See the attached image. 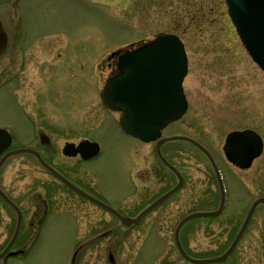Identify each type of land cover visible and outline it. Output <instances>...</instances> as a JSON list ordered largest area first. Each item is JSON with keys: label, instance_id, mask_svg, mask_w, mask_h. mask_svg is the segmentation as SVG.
<instances>
[{"label": "rangeland", "instance_id": "obj_1", "mask_svg": "<svg viewBox=\"0 0 264 264\" xmlns=\"http://www.w3.org/2000/svg\"><path fill=\"white\" fill-rule=\"evenodd\" d=\"M10 1L13 0H0V13L8 31L13 30L14 24L12 6L8 4ZM16 1H22L30 12L29 39L39 43L38 37L51 33L63 35L57 41H60L58 46L49 37L45 39L47 44L50 39L49 45L19 55L26 62L24 73H20L25 78L24 92L27 89H30L29 93L38 90L37 83L48 77L45 73L49 70L43 71L39 66L41 62H55L50 71L48 93L62 103L78 97L86 104L77 115L79 120L88 121L82 133L99 138L104 147L102 156L90 162V166L98 172L97 178H94L95 184L120 203L124 198L129 199L135 189L137 194L134 197L138 198L142 186L134 176L139 172L149 174L151 168H156L164 183L171 184L170 180H174L169 171L158 169L160 161L155 155L154 143L146 144L126 136L114 123L111 128L107 123L101 126V122L109 120L98 98L110 73L106 65L108 57L111 52L130 45L133 40L136 42L132 48L164 33H175L182 38L188 56V74L184 81L188 109L163 134L191 135L211 150L220 163L228 187L223 214L192 219L185 229V241L194 252L204 248L213 249L218 244L222 248L227 247L251 201L264 195V71L244 48L228 16L224 0H97L94 5L69 0ZM14 43L15 40L10 37L6 51L8 56L0 65V85L21 79L13 78L8 69H4L1 75L3 67L14 57ZM122 52L114 53L111 57ZM59 55L62 57L59 58ZM95 62H98V74L94 73L95 67L89 72ZM72 75L77 78L73 79ZM23 116H26L25 112L18 108L8 88L1 89L0 125L11 122L18 127L21 122L19 118ZM24 125H28L27 120ZM244 129L255 130L262 137L263 151L250 168L240 170L226 160L223 144L229 132ZM19 132L23 139L29 136L22 126ZM78 136L71 129L64 135L59 134L58 144L61 146L66 138ZM162 151L188 177L189 183L177 196H180V201L188 199L191 202L188 204L189 211L216 208L220 202V188L208 158L185 141L167 143ZM59 157L61 154L55 157L56 160ZM154 170L151 173H156ZM134 179L136 186L131 184ZM0 183L20 202L26 201L29 196H38L35 195L37 193L44 197L47 195L51 211H57L47 220L41 234V230L26 231L32 236L40 234L39 242L33 246L16 243L13 249L25 248L26 253L1 259L0 264H70L75 246L65 237L72 235L68 229L75 226V221L70 215L58 214L61 207L74 205L69 189L48 175L31 156L23 154L12 156L4 163ZM183 193L186 196H182ZM175 204L168 203L162 211L175 214L180 209ZM155 213L150 215L148 221L152 217L154 219ZM10 217L15 222L13 211L1 201L0 225L3 228H0V250L14 231L15 224L11 228L4 227ZM166 217L167 214L163 218ZM152 228L148 227L144 234L140 233L139 227L129 229L127 244L117 248L120 257L118 263L171 264L173 259H177L172 226L157 221ZM220 231L223 235H220ZM225 241L226 245L223 244ZM106 251L107 246L88 247L80 255L78 264H110ZM204 254H210V250L204 251ZM233 258V264H264V206L256 208Z\"/></svg>", "mask_w": 264, "mask_h": 264}, {"label": "flooded vegetation", "instance_id": "obj_2", "mask_svg": "<svg viewBox=\"0 0 264 264\" xmlns=\"http://www.w3.org/2000/svg\"><path fill=\"white\" fill-rule=\"evenodd\" d=\"M69 1H86V3L94 5V1L97 0H69ZM8 4L9 6L10 5L12 6L11 14L14 20L12 31H8L5 24V20L1 15V13L0 15L4 22V26L8 35V39H9L8 44L10 41V37H12V39L15 40L14 43L15 46L14 47L12 46L14 57L10 60L9 64H6L3 67V69L1 70L2 71L1 75L4 73V69H8L10 70V74L12 73L13 78L21 77V79L18 80L17 82H13L10 84H1L0 90L1 89L4 90L8 88V90L12 95V99L15 100L18 108L21 109L23 112H25L26 116L19 118L21 122L18 124V127L20 129L22 126L29 133V136L25 137L26 139L21 138L19 136L20 132L18 127L11 122H6L3 125H0L1 127H5L8 124L12 125V128L10 129L11 138H12L11 144L8 148H6L2 152L1 155H4L10 150L23 148V147L36 149L39 151V153L41 154V156L44 158L45 161H47L49 164L54 166L58 171L64 174L67 178H69L74 184H76L79 188H81L87 195H90L94 198H97L105 203L112 205L124 217L135 218L142 210H144L148 205H150L158 196H160L162 193L166 192L170 188L179 184L178 176L175 173L168 170L167 168H164L161 163L157 165V167L159 170L164 168L165 171H169L172 174L174 181L170 180L171 184L163 182L164 178L162 177V175H160L157 172L156 168L155 170L151 168L149 174H146V172L144 173L139 172L134 176V178H136L137 181H139V184L142 186L138 198L136 199V197H134L137 194L135 189L134 191L135 193L132 192V194L130 195L131 197L129 196L130 197L129 199L125 200L124 198L120 203L114 200L113 198H110L106 193V191L99 189V187H97L94 181V178H97L98 176V172L96 171L95 167L90 166V162L92 163L94 160H97L99 157L102 156L104 149L103 146L101 147L102 149L101 153L96 154L95 156L89 159H84L81 153H78L77 155L74 156H68L63 153V149L66 144L73 145L74 146L73 149H75L85 139H88L90 141H99L101 142L102 145V141L99 138L90 137L87 135V133H82L83 126L86 125L87 120H83V119L79 120L77 115L80 110L86 107V104L84 105L82 101H79L78 97H72L75 98L77 101L70 98L67 102L62 103L60 100H58V98H56V96H52L48 93L50 71H51V67L54 66L55 62L54 63L41 62L39 66L43 68V71L49 70L48 73L47 72L45 73V75L48 74V77L42 79L40 81L41 84L37 83V86L39 87L38 90H34V92L31 91L29 93L30 89H27L26 92H24L26 89L25 78H23V76H21L20 73H24L23 70L25 68L26 62L23 60L22 57H19L20 54H25L24 52L26 51L27 52L32 51L37 47L44 48L46 45H49L51 43L50 39H48L49 44H47L46 43L47 40H45L46 38L49 37H52L53 40H55V41L52 40V43H55L58 46L60 41L59 42L57 41L60 40L63 35H60L58 33L55 34L51 33L48 35H44L42 38L38 37L37 40H40V42L36 43L35 42L36 40H32L31 38L29 39L31 26H30V17H29L30 12L28 8L25 6V4L22 1H10V3ZM135 42L136 40H133L132 43ZM133 46L135 45H130L127 48H132ZM8 47L9 45L6 46L3 54L0 56V65L5 60V57L8 56L6 52ZM61 57L62 56L59 55V58ZM116 64H117L116 56L107 62L106 65L107 68L110 69V74L116 72V68H117ZM94 67H95L94 73L98 74L97 73L98 62H95L93 64V67L89 68V72H91V70ZM72 77L73 79L77 78L76 76L73 75ZM77 102L80 105H78ZM101 105L103 111L105 112V114L109 116V120H110V121L106 120L101 122L102 123L101 126L107 123L108 126L111 128L113 123L115 124L116 122V115H120V114L106 108L102 102ZM25 120H27L28 125H24ZM93 123L95 122H92V124ZM57 125L59 126L60 129L57 127ZM71 129L78 133L79 135L78 138L70 139L68 137L63 142V144L59 146L58 144L59 134L64 135L66 131L70 132ZM21 135L22 137H24L22 132ZM44 135H47L48 137H43ZM59 154H61V157H59V159L56 160L55 157H57V155ZM23 155L31 156L33 160L39 163L37 157L34 154H23ZM10 158H8L7 160H9ZM153 170L156 171V173L154 174L151 173ZM46 171L48 175L53 176V174L50 171L48 170ZM180 171L182 172V178L179 184L180 188L177 191H175V193L171 195L166 201L156 206L154 209L148 212L147 215L143 216L137 223L129 227L124 226L122 224L120 217L115 213H113L112 211L106 209L105 207L101 206L100 204L90 199L89 197L83 195L82 193H79L69 188V191L71 192V194H73L71 198H73L74 200V205H69L67 207L64 206L61 207V210H58L59 211L58 214L70 215V217H73L75 221V226H72L70 229H68L69 230L68 232H72V235L65 237V240L72 242L76 247L79 245H83V246L89 245L88 247H91L93 245L107 246V251H106L107 256L110 253H112L116 260V258L120 259L117 253L118 252L117 248L119 247V245L122 246L126 245L129 240L128 238L129 229L139 227L140 233L143 232L144 234L145 230L148 227L152 228L155 222L158 221L159 224L165 223L168 226H172V233L174 238L175 230L178 226V223L186 214L190 212L189 211L190 207L188 206V204L191 203L188 199L187 200L182 199L180 201L179 199L180 196H177L183 191L184 187L189 183L186 173L181 168ZM135 182L136 181L134 179V181L131 182V184L136 186ZM163 185L166 186L163 187ZM0 186L4 189L1 183ZM6 193L20 207L23 213V220L20 228V233L16 238L14 244L17 243L18 245L21 246H29L35 244L36 237L34 235L32 236L30 234L29 235L26 234V231L31 229L40 230L44 228V225L46 224L47 220L50 217L55 216L57 214L56 213L57 211L54 212L51 211L46 194H45L46 196L44 197L41 195V193H37L35 195L38 196L32 195L29 196V198H27L26 201L20 202L7 191ZM184 193L182 194V196H186ZM187 198H189V196H187ZM0 200L6 204V202L1 196H0ZM168 203H176L175 206L179 207L180 209L177 210L175 214L171 212L168 214L167 211H162V209H164ZM8 207L13 211L16 220L14 222L13 217H10L8 222L5 223L6 225L4 227L6 228L8 226L9 228H11L12 224H15L14 225V229H15L17 224V214L12 207H10L9 205ZM155 212H157L158 214ZM97 213H99L100 215ZM152 213H155L156 215H154V219L152 217L151 220L148 221V218H150V215ZM165 214H167V217L164 219L163 217ZM62 223L64 224V222ZM190 223L191 222L185 223L180 229V234H179L182 246L185 249V251L188 253V255L198 258H214L221 255L227 249V247L224 246L222 248L221 245L218 244L219 247L217 246L213 249L204 248L200 251H195L196 252L195 253L190 248L188 243L185 241V234H186L185 229ZM0 228H3V225H0ZM223 229L225 230V227H223ZM219 233L220 235H223L221 231ZM223 244L226 245V241ZM174 245L176 249L177 259H173V262L171 264H195L189 259H187L180 252L179 248L176 246L175 243ZM2 249L0 251H2ZM217 249L219 250L217 251ZM206 250H210V254L207 255L204 254V251ZM82 253L83 251L77 256L78 258L76 260V264L79 262L80 255ZM233 262H234V258L232 256L231 259L217 263H210V264H233Z\"/></svg>", "mask_w": 264, "mask_h": 264}, {"label": "water", "instance_id": "obj_3", "mask_svg": "<svg viewBox=\"0 0 264 264\" xmlns=\"http://www.w3.org/2000/svg\"><path fill=\"white\" fill-rule=\"evenodd\" d=\"M226 3L228 5V12L237 27V31L245 47L255 62L264 70V0H226ZM6 44L7 36L0 19V55L4 51ZM118 67L121 73L108 80L107 85L101 93L102 99L108 107L119 109L124 112L121 118V124L127 132L146 142L156 140L161 136V130L170 122L179 119L187 108V101L182 88V81L187 72V59L182 42L175 35L159 36L155 40L144 44L132 52L122 54L119 58ZM1 131L2 130H0V135L3 134ZM3 137L4 134L2 135V138ZM175 139L187 140L201 149L210 159L219 179L218 168L211 154L197 141L186 136L167 137L158 141V156L167 166L176 173H179L161 152L162 144ZM84 148V145L80 146L79 150L83 152ZM223 149L229 161L240 168H249L254 159L261 155L263 141L260 135L250 129L232 131L227 135ZM20 152H33L37 154L35 151L29 149L12 151L11 154ZM94 152H96V148L95 151L94 147L89 148L84 152V154H86L85 157L88 158L92 156ZM9 155L10 154L7 156ZM6 157L0 161V167ZM42 163L63 182L84 194L82 190L58 174L44 161H42ZM177 189L178 186L166 192L136 218H122L123 223L129 226L132 223L138 222L143 215L167 199ZM221 190V204L217 210L194 212L185 217L178 226L176 241L182 253L196 263H209L224 260L235 248L256 207L261 203L264 204V197H260L253 202L234 242L221 257L203 260L192 259L182 250L179 243L178 231L182 224L190 219L199 216H214L220 214L225 202V195L222 187ZM0 193L7 202L16 209L19 217L13 239L0 254L1 258L7 253L14 239L17 237L22 215L18 207L1 190ZM95 201L114 211L104 203L96 199ZM19 252L20 251L9 252V255H16Z\"/></svg>", "mask_w": 264, "mask_h": 264}, {"label": "bare ground", "instance_id": "obj_4", "mask_svg": "<svg viewBox=\"0 0 264 264\" xmlns=\"http://www.w3.org/2000/svg\"><path fill=\"white\" fill-rule=\"evenodd\" d=\"M187 74H188V72H187ZM186 77H187V75H186ZM186 77H185V78H186ZM185 78H184L183 83H182L183 88H184V81H185ZM184 91H185V89H184ZM224 143H225V142H224ZM223 145H224V144H223ZM15 155H17V154H13V155L9 156L8 158H10V157H12V156H15ZM8 158H7V159H8ZM7 159H6V160H7ZM4 163H5V162H4Z\"/></svg>", "mask_w": 264, "mask_h": 264}]
</instances>
